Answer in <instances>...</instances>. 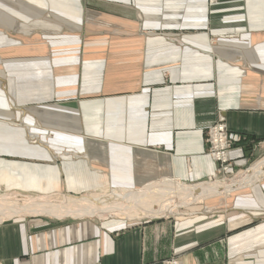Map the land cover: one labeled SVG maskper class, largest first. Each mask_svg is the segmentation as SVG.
<instances>
[{"label":"crops","instance_id":"0c3cea01","mask_svg":"<svg viewBox=\"0 0 264 264\" xmlns=\"http://www.w3.org/2000/svg\"><path fill=\"white\" fill-rule=\"evenodd\" d=\"M219 123L232 172L264 151V0H0V197L215 179ZM205 201L12 216L0 264H264V179Z\"/></svg>","mask_w":264,"mask_h":264},{"label":"bare ground","instance_id":"6f19581e","mask_svg":"<svg viewBox=\"0 0 264 264\" xmlns=\"http://www.w3.org/2000/svg\"><path fill=\"white\" fill-rule=\"evenodd\" d=\"M262 179H264V156L244 172L236 174L229 182L185 184L179 180L165 179L160 183L142 187L140 190L113 189L99 195L88 194L80 197L61 195V198L49 196L23 199L0 197V221L16 215L28 214L54 217L107 214L127 219L158 217L161 213L172 214L179 207L211 196L230 193Z\"/></svg>","mask_w":264,"mask_h":264},{"label":"rangeland","instance_id":"374dc122","mask_svg":"<svg viewBox=\"0 0 264 264\" xmlns=\"http://www.w3.org/2000/svg\"><path fill=\"white\" fill-rule=\"evenodd\" d=\"M225 131H226V129H225ZM226 155H227L226 161H224V163H222L221 160L215 159V157H214V155L212 153L210 154V156L213 159H215V161L218 162L219 168L221 170L219 171L218 177H216L215 179H210V180L204 181V183H209L210 184V183H213V182H216V181H224V182H227L228 181L229 182L236 174H238L239 172H244L245 170H247L248 167H250L251 164H253L257 160H259L260 158H262L264 156V151L260 155H258L257 157H255L253 159V161L249 165H245V167H243L242 169H240V171L239 170H236V171L234 170L233 172H232V170L228 166V164H229L228 151H227ZM161 181H163V180H161ZM161 181H159V182H161ZM105 192H100V193H96V194H98V195L99 194H104ZM51 197L61 198V195H54V196H51ZM205 200L202 199V200H200V201H198L196 203L189 204L187 206L179 207L178 208V213H180L181 211H185V212L188 211V213H192V212L196 213V210L195 209L204 206L205 205L204 203H206ZM93 216H97V215H93ZM160 216H167V215L161 213V215H159L158 217H160ZM152 218L153 217H151V218H144V219L149 220V219H152Z\"/></svg>","mask_w":264,"mask_h":264},{"label":"built area","instance_id":"2783aa9c","mask_svg":"<svg viewBox=\"0 0 264 264\" xmlns=\"http://www.w3.org/2000/svg\"><path fill=\"white\" fill-rule=\"evenodd\" d=\"M213 1V0H211ZM210 154L212 153L217 160L222 163L226 161L227 151L232 145L231 139L226 135L223 124L214 125L209 131Z\"/></svg>","mask_w":264,"mask_h":264}]
</instances>
